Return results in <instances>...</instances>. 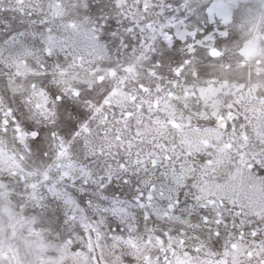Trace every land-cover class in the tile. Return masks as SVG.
Masks as SVG:
<instances>
[{"label": "snow or ice", "instance_id": "1", "mask_svg": "<svg viewBox=\"0 0 264 264\" xmlns=\"http://www.w3.org/2000/svg\"><path fill=\"white\" fill-rule=\"evenodd\" d=\"M0 264H264V0H0Z\"/></svg>", "mask_w": 264, "mask_h": 264}]
</instances>
